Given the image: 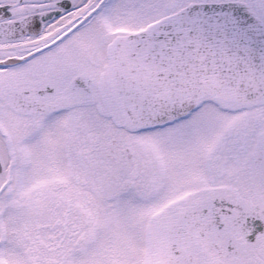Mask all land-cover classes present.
Wrapping results in <instances>:
<instances>
[{
    "label": "snow or ice",
    "instance_id": "1",
    "mask_svg": "<svg viewBox=\"0 0 264 264\" xmlns=\"http://www.w3.org/2000/svg\"><path fill=\"white\" fill-rule=\"evenodd\" d=\"M0 264H264V0H0Z\"/></svg>",
    "mask_w": 264,
    "mask_h": 264
}]
</instances>
